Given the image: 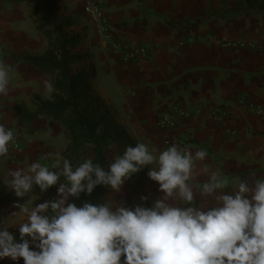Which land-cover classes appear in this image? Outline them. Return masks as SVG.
<instances>
[{
    "label": "crops",
    "instance_id": "obj_1",
    "mask_svg": "<svg viewBox=\"0 0 264 264\" xmlns=\"http://www.w3.org/2000/svg\"><path fill=\"white\" fill-rule=\"evenodd\" d=\"M102 1L115 38L131 47L147 46L149 51L146 58L132 65L102 66L115 94L108 95L102 89L100 97L111 111H117V122L134 142L145 143L154 154L173 144L192 152L206 151V159L196 162L195 176L190 181L196 188L208 180L205 170L218 173L224 191H231L240 179L264 175V52L222 47L225 41L264 44V12L252 11L247 15L245 0ZM58 4L62 15L75 22L72 28L75 33L80 35L88 27L86 40L91 37L96 61L111 55L110 45L99 40L97 24L84 14L80 16L82 0H58ZM22 5L0 0V45L12 69L13 55H41L48 49L47 40L29 33L36 27L30 10L22 12ZM17 77L18 80L11 77L9 94L0 96V119L6 127L11 124L4 112L8 105L40 96L44 81L52 82L28 65L24 78L21 74ZM220 107L228 114L224 121L212 118V111ZM177 109L189 112L190 120L180 118ZM163 117L172 119L175 126L160 129ZM22 141L26 144V138ZM20 157L22 161H18ZM15 158L13 161L9 154L0 157V224L11 227L12 233L26 219L23 213L8 217L19 211L15 203L31 207L47 200L37 199L35 186L33 190H37L24 198H17L5 187L3 181L9 170L26 166V149ZM150 167L144 168L146 173L139 183L130 184L126 180L120 193L106 188L107 198L115 196L124 202L121 199L126 198L133 185L132 189L137 188L136 192L140 189L148 197L143 203L151 206L162 193L147 175ZM0 264L17 262L5 258ZM18 264H24L22 258Z\"/></svg>",
    "mask_w": 264,
    "mask_h": 264
},
{
    "label": "clouds",
    "instance_id": "obj_2",
    "mask_svg": "<svg viewBox=\"0 0 264 264\" xmlns=\"http://www.w3.org/2000/svg\"><path fill=\"white\" fill-rule=\"evenodd\" d=\"M8 65L0 60V96L10 92ZM45 98L53 99L51 81H44ZM14 133L0 123V157L9 153ZM204 150L173 144L154 154L145 143L127 146L105 170L91 159L73 167L55 158L52 169L32 162L9 170L3 183L17 198L34 186L56 197L31 207L15 203L26 219L19 239L0 224V260L24 264H264V175L240 179L231 191L215 171L202 187L193 183ZM162 195L151 206H127L115 196L103 202H70L97 186L120 193L126 180L145 167ZM61 177L64 183H60ZM199 198V203H197ZM147 201V196L141 197Z\"/></svg>",
    "mask_w": 264,
    "mask_h": 264
},
{
    "label": "trees",
    "instance_id": "obj_3",
    "mask_svg": "<svg viewBox=\"0 0 264 264\" xmlns=\"http://www.w3.org/2000/svg\"><path fill=\"white\" fill-rule=\"evenodd\" d=\"M12 4H27L36 30L48 41V49L41 55H23L20 60L26 65L44 73L52 79L55 91L48 100L34 95L37 109L32 111L24 105L13 108L12 113L22 122L51 119L65 128L69 143L64 152L75 168L90 158L107 170L110 160L107 151L115 147L117 156L122 155L127 146L136 143L124 126L107 107L94 87L95 64L89 69L73 70V66L87 59L88 53L76 51L81 43V35L72 28L75 22L64 17L57 0H5ZM244 10L264 12V0H245ZM56 171V170H53ZM143 168L130 179L139 183L145 175ZM61 177L60 183H64ZM49 189V200L56 197L55 188ZM107 199L106 187L97 186L90 195L82 193L72 201L77 206L84 202H103ZM19 239V231L14 233Z\"/></svg>",
    "mask_w": 264,
    "mask_h": 264
},
{
    "label": "rangeland",
    "instance_id": "obj_4",
    "mask_svg": "<svg viewBox=\"0 0 264 264\" xmlns=\"http://www.w3.org/2000/svg\"><path fill=\"white\" fill-rule=\"evenodd\" d=\"M21 7H22V10H21L22 12H24V13L29 12V7L27 4L23 3V5ZM83 14L85 15L84 17H87L91 21H93L84 12H82L80 14V16ZM25 26H26V22H25ZM29 27H31V26H29ZM25 29H26V27H25ZM96 30H97V34L99 36V40H101L102 43L104 42V44H106L107 46L110 45L108 47V49L110 48L108 53L111 55H109L108 57L105 56L104 59H99V61H96V55H95L96 52L94 50L91 51V48H93L92 42L89 41V40H91V37H89V40H86L87 37L89 36V34L87 33L88 27H84V29H82V32L80 33L81 43H80V46L77 48L78 49L77 52L81 53V54L88 53V57L86 60H84L80 64L73 66V70L78 71V70L83 69V68L89 69L91 64H96V62H97V68H96L95 78H94L93 82H94V87L97 88V92L99 91L98 92L99 96L101 95L100 93H102L104 90L108 93V95L110 93L115 94L111 90L110 85H109L110 78L106 77V74H105L102 66L110 67L113 63H115L118 66L119 65H127L128 66V65H132L133 63H125L122 60L121 55L113 49L112 43L106 42L105 39L103 38V36L99 33V28H96ZM29 33L40 35L44 40H46L34 28H32V31L29 30ZM5 55H6L5 50L0 45V60H3L4 63H6L8 65L9 73L11 75H15V76H11L12 79L15 77L14 79L18 80L19 78L17 76L19 74L23 75V78H24L26 64L23 63L22 61H19V58L25 54H22V55L21 54H15L12 56L14 58V61H15V65L13 66V69L10 66L9 60L7 58H5ZM98 55L100 56V53H98ZM111 57L113 58V61H112ZM11 71H15V72L11 73ZM134 77H136V76H134ZM112 79H113V77H112ZM113 80L115 82V87L118 88L115 79H113ZM137 80H140V79L137 78ZM102 89H104V90H102ZM40 96L43 98L45 97V90L43 92L41 91ZM25 98H26V94L24 93V99ZM18 105H24L32 111H35L37 109V103H36L34 97H32L30 99H26V102H22V103L15 101V102L11 103L10 105H8L6 107V109L4 110V112L8 115V122L11 123V124L9 123L10 125H7L8 126L7 128H9L13 131L14 137H15L14 141L12 143H10V145H9V153H8L9 156L11 157V159H13V161H16V158H15L16 155L18 153L21 155L23 150L26 149V160H25L26 166L30 165L32 162H37V163H41V164L48 166L50 168V170H56V169H52L51 165L54 162V159L57 157L60 158L61 160L64 159V152H65V149L67 147V144L69 143V137H68V134H67L65 128L62 127L59 123H57L51 119L37 120V121H34L32 124H27L25 122H22L16 116H14V117L12 116V115H14L12 113L13 108L18 106ZM112 113L115 115L116 120H118L117 111H114L112 109ZM0 123H2L1 119H0ZM3 123H4V121H3ZM25 138H26V144L24 141H22ZM15 143L19 144V147H20L19 150L20 151L14 150L15 146H16ZM115 154H117L115 147H113L111 150L109 149V151H107V156L110 160L114 158ZM88 159H90V158H88ZM20 160L22 161L21 157L18 161H20ZM111 162H113V161H110V163ZM128 181L130 184H134L131 181V179H128ZM125 183H126V181H125ZM131 187H133V185H130V189L128 190V192L125 196L126 198L121 199V200H124L123 203H126L127 206H135L138 204H144L140 198V197L144 196L143 192L140 189L137 190V192H136L137 188L132 189ZM35 190H37V189H34L33 192H35ZM37 192H38V194L36 197L39 201L42 199L49 200V197H50L49 190H48V192L42 194V193H40V190L38 188ZM55 193H56V190H55ZM28 197L30 198V196H28ZM71 200H70V202H71ZM145 206H150V204H148V202H147V204Z\"/></svg>",
    "mask_w": 264,
    "mask_h": 264
},
{
    "label": "built area",
    "instance_id": "obj_5",
    "mask_svg": "<svg viewBox=\"0 0 264 264\" xmlns=\"http://www.w3.org/2000/svg\"><path fill=\"white\" fill-rule=\"evenodd\" d=\"M83 1V12L88 15L99 28V33L103 36L106 42L112 43V47L117 53L121 55L122 60L125 63H135L142 58L148 56L147 46L131 47L120 40L115 38L114 33L109 28L104 9V2L102 0H82ZM223 48H230L234 50H261L264 52V44H255L253 42L245 41H225L222 43ZM180 118L190 120L191 114L184 110H175ZM227 112L221 107L212 111V118L216 121H224L228 117ZM175 123L172 119H165L164 117L159 121V128L166 129L172 128ZM15 149L19 150V144L15 143Z\"/></svg>",
    "mask_w": 264,
    "mask_h": 264
}]
</instances>
